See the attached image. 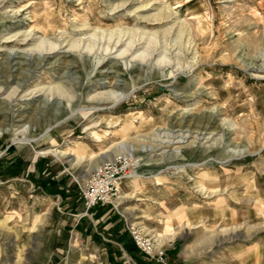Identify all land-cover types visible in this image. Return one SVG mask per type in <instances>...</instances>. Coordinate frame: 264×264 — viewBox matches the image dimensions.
<instances>
[{
    "label": "rangeland",
    "instance_id": "1",
    "mask_svg": "<svg viewBox=\"0 0 264 264\" xmlns=\"http://www.w3.org/2000/svg\"><path fill=\"white\" fill-rule=\"evenodd\" d=\"M37 26L89 51L0 84V264H264V0L1 1L0 46ZM104 164L129 176L87 208Z\"/></svg>",
    "mask_w": 264,
    "mask_h": 264
},
{
    "label": "bare ground",
    "instance_id": "2",
    "mask_svg": "<svg viewBox=\"0 0 264 264\" xmlns=\"http://www.w3.org/2000/svg\"><path fill=\"white\" fill-rule=\"evenodd\" d=\"M1 1H3V0H0V3H1ZM37 23H39V20L37 21ZM44 30H46L44 27L37 26V31L42 33V36L40 38H36V37L33 38L34 34L31 35V31H29L26 34H14V35H11L9 37L3 38V42L1 43V46H0V51L5 52V58H3L0 62V74H1V76H3L4 81L0 82V84L5 83V85H8L7 84L8 80L10 78L14 79L15 76L13 75V73L16 71L20 72L21 76L24 75V77L26 79H28V78L32 79L33 76L36 77L37 76L36 73L39 70L45 68L44 65L46 64V62H48V60L50 58H54L55 60L50 63V68L48 70H55L56 67H59L60 64L63 63V61L62 62L59 61L62 57L70 56L71 52H73V53L76 52V53H78L79 56H81L82 54H85L89 51L88 46L80 49V43L82 42V39H79L76 41L68 42L66 44V47L68 48V50L66 52H64V51L60 52V49H61L60 46L63 45L64 43H66L65 39H63V40L53 39L52 42H50L48 39L45 38L46 32H44ZM179 33H180V31H179ZM91 36H93V35H91ZM143 36H144V34H143ZM142 39L143 38H141V40ZM124 43H125V40L123 41V37H121V36H118L117 39H114L113 41H112V37H110L108 39L107 45L103 49L104 57L109 55V54H113V53L117 52L118 48L120 46H122ZM9 44H11L13 46H11V48H8ZM125 44H126L125 48H123L122 50H119V52L117 53V55L115 57V60L118 61L119 58H122V56H124V54H128L129 52L135 53V55L133 56V59L140 58L142 60L145 58V56L148 55V52H147L148 48H146L142 52H139V53L137 52L139 49L138 46L141 45V43L137 44L134 42V40L130 39ZM135 44H137V45L134 46ZM30 47H32V48H30ZM4 48H8V50H3ZM112 50H115V51L113 53H111ZM136 52H137V54H136ZM60 55H62V56L60 57ZM113 60H114V58H113ZM100 61H101L100 59L97 60V63H99ZM66 65L72 66L70 63L69 64L67 63ZM23 67H29L28 70H26L27 73L22 72V71L25 72ZM108 71L103 73V75L107 74V73H109V74L112 73L113 76H115V77L118 76L116 72H108ZM4 73H6L7 75H5V76L2 75ZM117 81L118 80H116L115 83L111 84L112 86L109 89V91L96 92L91 97V100L92 101L95 100L97 102H109V103L111 102V103H113L112 106L116 105L117 103L119 104V102L121 100H123V98H125V97H124L122 92L117 93L116 91L113 90L114 88H119L121 86L120 81H118V82ZM107 84H108V82L101 83L99 86V89H104ZM22 87H23V81L17 83L16 87H13L11 92L5 98L9 99V100H11V99L16 100V95L18 94V92H20V88H22ZM40 91L41 90H39V92ZM4 93H5V90H3L0 87V95H2ZM54 99H56L54 97V94L48 93V94H46V99L43 102H48L49 100H54ZM0 101H2V99ZM1 113L2 112L0 110V115H1ZM2 116H3V114H2ZM19 117H20V115H19ZM22 119L23 118H19V120L17 122H21ZM177 126L179 127V125H177ZM120 132L124 134L123 130H121ZM175 133H176V135L173 137V140L165 141V142L168 143L169 145L181 144V143L185 142L184 141L185 139H188L187 138L188 136L191 135V134L190 135L181 134L182 130H180V129L176 130ZM192 134H196V136H194V140H197V141L203 140V139L208 140V138H212L211 135H213L210 133L208 137H204L205 134H202V133L192 132ZM177 149H179V148H177ZM46 153H48V154L50 153L53 156L58 155V154H55L54 151H47ZM104 153H106V152H104ZM104 153H101V154H104ZM37 154H44V153H37ZM66 155L71 156V157L74 156L72 154H66ZM90 170L85 171L86 173L81 177L86 178V176L90 172ZM136 177L138 178V176H136ZM136 177H133V178H136ZM156 249H157V246H156Z\"/></svg>",
    "mask_w": 264,
    "mask_h": 264
},
{
    "label": "built area",
    "instance_id": "3",
    "mask_svg": "<svg viewBox=\"0 0 264 264\" xmlns=\"http://www.w3.org/2000/svg\"><path fill=\"white\" fill-rule=\"evenodd\" d=\"M107 165V164H106ZM109 166V165H108ZM129 176V171H126V167L118 168L112 166L108 168L103 165L97 169L95 172L96 180L99 181L100 184L97 187L99 190H95L92 194H89L87 199V208L93 205L96 201L98 194H116L120 190V183L123 178ZM136 243L147 253L155 252L156 258L158 261H164V254L161 249L155 251L154 245L151 242L143 240L139 235H135Z\"/></svg>",
    "mask_w": 264,
    "mask_h": 264
},
{
    "label": "crops",
    "instance_id": "4",
    "mask_svg": "<svg viewBox=\"0 0 264 264\" xmlns=\"http://www.w3.org/2000/svg\"><path fill=\"white\" fill-rule=\"evenodd\" d=\"M211 172H212V170H211L210 172L208 171L207 173H211ZM203 179H207V176H204ZM219 201H220V200H219ZM220 202H221V201H220ZM220 202H219V203H220ZM218 207H220V205H218ZM224 216H226V215H224ZM225 218H226V217H225Z\"/></svg>",
    "mask_w": 264,
    "mask_h": 264
}]
</instances>
